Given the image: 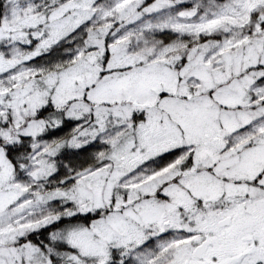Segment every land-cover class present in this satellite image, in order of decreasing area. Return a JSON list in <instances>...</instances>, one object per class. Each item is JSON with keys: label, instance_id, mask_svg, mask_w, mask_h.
Here are the masks:
<instances>
[{"label": "snow or ice", "instance_id": "1", "mask_svg": "<svg viewBox=\"0 0 264 264\" xmlns=\"http://www.w3.org/2000/svg\"><path fill=\"white\" fill-rule=\"evenodd\" d=\"M0 264H264V0H0Z\"/></svg>", "mask_w": 264, "mask_h": 264}]
</instances>
